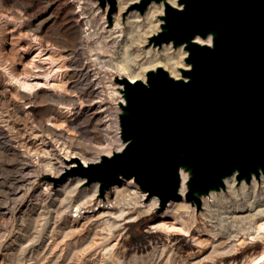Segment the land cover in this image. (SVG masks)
<instances>
[{
	"label": "rangeland",
	"instance_id": "374dc122",
	"mask_svg": "<svg viewBox=\"0 0 264 264\" xmlns=\"http://www.w3.org/2000/svg\"><path fill=\"white\" fill-rule=\"evenodd\" d=\"M132 4L120 14L123 31L127 29L126 16L135 11H127ZM108 8L107 3L102 7L99 0H0V92L5 90L0 98V125L3 128L8 121L17 126L22 122V117L14 115L7 105L9 98L19 109L29 105L24 102L25 96L19 93L22 89L10 81V76L33 74L38 70L30 69L34 65L45 68L55 65L61 68L59 77L66 91L49 88L24 91L30 96L36 92L37 104L29 108V120L36 124L49 116L45 110L47 103H42L44 99L67 100L68 108L69 102L74 101L70 106L74 116L68 119L73 121L66 125L73 133L69 138L72 137L70 142L75 151L91 162L103 154L118 151L119 143L114 141V136L119 129L113 124V117L117 115L118 120L119 88L122 87L114 79L124 77L119 64H114L109 73L117 85L116 93L107 94L98 110L96 107L91 109V96L80 95L83 87L89 86L91 90L93 81L91 30L103 24L110 29L114 24L116 9L108 20ZM161 14L155 15V33L159 31L161 21L158 16ZM87 33H90L89 37H85ZM147 37L138 48L142 52L150 50L160 54L166 47L173 53L182 48H172L171 44L160 48L148 46ZM136 49L131 48L128 54ZM112 51L109 55L115 62L128 55L123 54L120 45ZM107 79L103 77L104 81ZM12 88L17 90L12 91ZM56 105L54 103L53 108L59 114L70 115L68 108L65 110L60 105L56 108ZM18 131L0 129V264H245L264 249V234L257 236L251 231L252 224L245 217L249 212L236 213L235 218L224 212L225 205L214 198L221 190L205 198L211 204L209 208L203 205L205 196L201 197L199 211L190 203H183L182 199L169 202L160 213H156V206L136 214L133 199L130 196L125 199L128 190H135L133 181L119 179L103 197L99 196L97 182L85 185L84 178L78 175H67L63 181H54L73 172L77 166L52 178L44 166L36 163L35 154L26 153L24 147L16 144ZM58 155L62 156L61 153ZM51 162L55 160L51 159ZM59 168L56 164L54 171ZM76 180L80 182L76 183ZM74 184L75 190L69 193ZM95 184L97 189L93 193ZM249 184L248 192L251 190ZM235 186L239 187L236 180ZM115 190L121 194L116 195ZM98 200L101 201L97 204ZM148 201V198L143 199V204ZM184 204L188 207L181 208L179 214L186 224L185 234L155 225L164 222L177 227L179 221L174 219L176 211L173 208ZM77 205H81L79 212L74 211ZM139 208L143 207L137 205L136 209ZM186 210L189 215H184ZM140 218H147L148 222L140 236L133 237L128 232L129 224ZM231 246L236 250L229 253Z\"/></svg>",
	"mask_w": 264,
	"mask_h": 264
},
{
	"label": "water",
	"instance_id": "95a60500",
	"mask_svg": "<svg viewBox=\"0 0 264 264\" xmlns=\"http://www.w3.org/2000/svg\"><path fill=\"white\" fill-rule=\"evenodd\" d=\"M99 1L110 20L116 1ZM151 2L163 11L147 45L182 47L189 68L179 78L161 67L144 81L115 77L123 147L54 181L78 175L97 182L103 197L124 177L158 199L156 213L182 199L199 211L201 197L224 190V178L249 184L264 174V0H139L127 11L143 14Z\"/></svg>",
	"mask_w": 264,
	"mask_h": 264
},
{
	"label": "bare ground",
	"instance_id": "6f19581e",
	"mask_svg": "<svg viewBox=\"0 0 264 264\" xmlns=\"http://www.w3.org/2000/svg\"><path fill=\"white\" fill-rule=\"evenodd\" d=\"M115 1H116L115 3L116 11L113 14V19H114L113 27L107 29L106 25L103 24V26H99L96 29L92 28L91 30V76L93 77L92 78L93 81H96V83H93V81L91 80V90L89 91V86H87L86 88L83 87L80 91L81 96H91V109H93V107H96V109L98 110V108L101 107L102 101L107 97V94L110 95L114 92L116 93L114 89L117 85L115 82H112L113 75L109 74L113 68V65L116 63L119 64L118 68L124 73V77L127 78L130 82H133L135 80L144 81L145 72L151 69H155L156 67L163 68L165 71L169 73V75H171L174 78L180 77L179 69L189 68V64L185 63L183 60L184 57L186 56V51L182 50V48H178L177 50H175V52L172 53L166 47H163L160 54L157 52L151 53L150 50H145L144 52H142L140 49H138L147 36L155 34L153 28L155 27L157 22L155 20V15L163 11L162 2L160 4L151 2L150 5L146 8L147 11L143 16H141V14H139L138 11L136 10L129 12L124 21L125 25H127L126 26L127 29L123 31L119 21L120 14L121 12L124 11V9H126L127 5H129L130 3H136L138 2V0H115ZM166 2L171 6L180 7L177 5L176 0H166ZM102 19H104V14L102 16ZM89 35L90 33H87L85 34V37H89ZM195 40L199 43L209 42L208 38L202 40L199 37H196ZM117 45L121 46V48L123 49V54H128L131 48L134 49L137 47V49L135 50V52H132L131 54L132 56L128 54L123 58V60L121 61L117 60V62H115V60H113L111 58V55L109 54L113 52L112 51L113 48H115V46ZM107 55H109L110 57L109 56L106 57ZM34 68L38 70L33 74L10 76V81L16 83V85L22 89V91L19 90L20 91L19 93H22L25 96L24 102L29 105L25 106L22 109L21 108L19 109L15 101L9 98L7 105L10 106V110L14 115H17L18 117H22L21 120L22 122H20L21 126H17L6 120V122L8 121V124L6 123L7 124L6 128H3V126L0 125V129L1 130L19 129L17 136L18 138L16 139V144H18L21 147H24L26 153L35 154L37 158V159L35 158L36 163L44 166L45 170L49 173V176L53 178L58 176V174H60L63 170H66L68 168L71 169L75 166H78L80 163L82 165H86L88 162H91V160L83 159L81 157L82 153L80 154L79 151L76 152L75 148L72 146L70 142L72 137L69 138V136H71L72 132L69 130L68 128L69 126L67 127L66 123L68 124L73 121V119L70 120L68 119L74 116V114L71 115L72 110L70 107L74 105L73 103L74 101L69 102L70 104L68 108V104H66L68 103L66 102L67 100H63L60 98L58 99L48 98L46 100L44 99L42 103L43 102L47 103L45 105V110L48 111L49 116L45 119V121H38V122L36 121L37 122L36 124L32 122L33 120L31 121L29 120L28 118L29 108L32 107V104L34 105L37 102L35 99L36 98L35 94L37 90H43L45 88H49L55 91H66L63 85L64 82L59 77V75L61 74L60 66L52 65L45 68L43 66L34 65L30 67L31 70ZM32 75L34 76L33 79H31ZM103 77H106L108 79L104 81ZM95 85L96 87H94ZM109 88L112 89L110 90ZM11 90L13 91L17 89L12 88ZM2 91L5 92L4 89ZM24 91H28V92L36 91V92H34V94L30 96V95H25L23 93ZM1 92H0V98L2 99L4 94ZM119 101H123L122 96L119 98ZM50 102L52 104H50ZM54 103H57V105H60L65 110L66 108H68L67 111H69L70 115L64 116L59 114L57 111L54 110L55 108H53ZM61 107L59 108L61 109ZM92 115L94 116L96 114L94 113ZM117 121H118L117 115H115L113 117V124L116 125V129L118 130L119 126ZM10 132L8 133L9 137H10ZM118 132L119 131L115 133L114 141L119 143L118 150H120L123 147V143H120ZM59 153H61L62 156H59L58 155ZM51 159H54L55 162H51ZM56 164H58L60 168L58 169V171L55 172L54 168ZM181 178H182V185L180 188V192L183 193L186 174L181 173ZM120 179L124 182L125 181H129V183L132 182V179H128L124 177H121ZM78 182L80 181L76 180V183ZM237 185H239L238 188L235 186L234 175L231 177L224 178L225 188L224 190L220 191L219 196L214 194V198L218 201H222L223 205H225L224 212H226L227 215H229L231 218H235L236 213L245 212V211L249 212V214L247 213L248 215L245 217L247 218V221L250 224H252L251 231L255 232L256 233L255 235L257 236L260 234H264V174H262L258 180L255 179L254 177L252 178L249 184L251 189L250 192H248V188H247L248 185L245 184L243 181L237 183ZM67 187H69V185ZM133 187L135 188V190H132L131 192H129L128 190L127 192L128 194L126 195L125 199H127V197L129 196L131 197V199H133L132 204L136 214H138L139 212H144L145 210L151 208H155L158 205L157 204L158 199L154 196L148 198L149 200L148 203H145L144 205L143 199L146 198L145 192L140 191L135 184ZM75 188L76 186L74 184V186L71 188L72 190H70L69 193L73 192ZM96 189H97V184L93 186L92 192L95 193ZM115 191H116V195L121 194L119 193V190H115ZM225 191L226 192L228 191V193H226ZM124 192L126 194V191ZM211 193H215V192L214 191L209 192L208 196L202 198L203 205L207 206L208 208L211 206V204L209 203L208 200H205V198L208 199L209 197H211ZM100 201L101 200H98L97 204ZM87 203H89V201ZM183 203L186 202L184 201ZM82 204H84V202ZM137 205L142 206L145 209L143 208L136 209ZM80 206L81 205H77L74 211L79 212ZM185 207L188 206L187 205L185 206L184 204V206H177L173 208L174 211H176V213H174L175 214L174 219H177L179 221V222L177 221L178 222L177 227L170 226L168 223H167L168 225H166L164 222L157 224L154 223V224L156 226H160V228L162 227L166 229L167 231H177L185 234L186 224L184 222V219L179 214L181 213L180 209ZM191 213L193 215L194 211L192 210ZM185 214L189 215L190 212L186 210L184 212V215ZM250 226L249 228H251ZM233 250L236 249L231 246L227 252L230 253ZM245 264H264V249L258 255L254 256L249 262Z\"/></svg>",
	"mask_w": 264,
	"mask_h": 264
},
{
	"label": "trees",
	"instance_id": "16d2710c",
	"mask_svg": "<svg viewBox=\"0 0 264 264\" xmlns=\"http://www.w3.org/2000/svg\"><path fill=\"white\" fill-rule=\"evenodd\" d=\"M148 222L147 218H140L132 223L129 224L128 232L133 236V237H138L140 236L141 232L145 228L146 224ZM135 229H138V232H135Z\"/></svg>",
	"mask_w": 264,
	"mask_h": 264
}]
</instances>
